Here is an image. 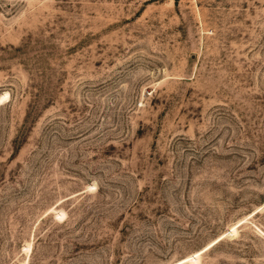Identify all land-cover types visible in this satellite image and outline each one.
Segmentation results:
<instances>
[{
  "label": "rangeland",
  "instance_id": "obj_1",
  "mask_svg": "<svg viewBox=\"0 0 264 264\" xmlns=\"http://www.w3.org/2000/svg\"><path fill=\"white\" fill-rule=\"evenodd\" d=\"M0 264H264V0H0Z\"/></svg>",
  "mask_w": 264,
  "mask_h": 264
}]
</instances>
